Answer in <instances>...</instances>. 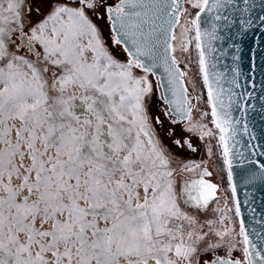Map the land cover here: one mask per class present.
Returning <instances> with one entry per match:
<instances>
[{"label":"snow or ice","instance_id":"snow-or-ice-1","mask_svg":"<svg viewBox=\"0 0 264 264\" xmlns=\"http://www.w3.org/2000/svg\"><path fill=\"white\" fill-rule=\"evenodd\" d=\"M230 7L0 0V264H264V215L249 229L233 175L247 101L238 69L215 70ZM193 136L219 147L225 195L185 159Z\"/></svg>","mask_w":264,"mask_h":264},{"label":"water","instance_id":"water-1","mask_svg":"<svg viewBox=\"0 0 264 264\" xmlns=\"http://www.w3.org/2000/svg\"><path fill=\"white\" fill-rule=\"evenodd\" d=\"M239 7H231L224 13L229 17L220 24V39L214 42L217 49L215 53L216 71L225 73V79L230 81L236 77L241 87L234 89L237 93H244L240 101H247L246 111L233 105L232 113L241 124L237 125V144L234 152L244 153L243 163L237 155L234 159L233 175L237 186V196L241 200V211L246 219L249 229H260L256 221L264 215V176L258 165L248 164L247 160H260L264 162V0H237ZM247 8V11L243 9ZM243 20L246 23L241 24ZM251 21V23H247ZM239 59H235V57ZM162 72V69L160 70ZM225 83V87H229ZM251 93V97H248ZM247 123L248 133L243 132V124ZM254 137V138H253ZM245 145L241 147L240 145ZM255 147V155L250 151Z\"/></svg>","mask_w":264,"mask_h":264},{"label":"flooded vegetation","instance_id":"flooded-vegetation-1","mask_svg":"<svg viewBox=\"0 0 264 264\" xmlns=\"http://www.w3.org/2000/svg\"><path fill=\"white\" fill-rule=\"evenodd\" d=\"M191 71H189V76H190ZM151 79H153V81H155V77H151ZM186 83L189 85V90L191 91V84H190V81H189V77L186 80ZM161 91L162 90L159 89V88L156 89V101H157L156 109H157V111L161 110L164 107L163 103L161 101H159V95H160ZM193 115H194V118H198L196 116L195 112L193 113ZM186 123L187 122L185 121V124ZM192 138L194 140V146H197L198 151L197 152H190L189 151L187 153V156L185 157V159L188 160V161H193L194 160L197 163H199L201 161H205L208 165H210V170H212V171H214L216 173V175L213 178L214 181L220 183V185H221L220 192L218 193V195L223 196L224 195L223 193L225 191V186H224L223 180H222V178H221V176H220V174L218 172L217 165H216V160H215L214 156L209 159V157L206 155L205 141L204 140H199V139H197L194 136Z\"/></svg>","mask_w":264,"mask_h":264},{"label":"rangeland","instance_id":"rangeland-1","mask_svg":"<svg viewBox=\"0 0 264 264\" xmlns=\"http://www.w3.org/2000/svg\"><path fill=\"white\" fill-rule=\"evenodd\" d=\"M195 72V69L193 68L191 73H190V76H189V81H190V84L192 85L193 82H194V74ZM199 85H202V76L200 77L199 79ZM198 91H201L203 92L204 94H206V87H199L198 86ZM198 119V118H196ZM209 127H213L214 128V125H211L209 124ZM217 135H218V131H217ZM215 143V142H214ZM214 158L216 160V165H217V169H218V172L223 180V183H224V186H225V189H226V169L224 168V165H223V158L222 156L220 155V149L219 147H215V155H214ZM227 191L230 192V189H227ZM224 195L226 194V191H224L223 193Z\"/></svg>","mask_w":264,"mask_h":264}]
</instances>
